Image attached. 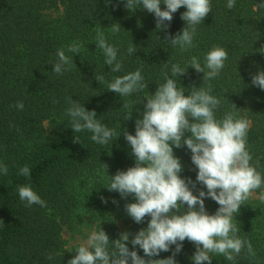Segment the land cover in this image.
Returning a JSON list of instances; mask_svg holds the SVG:
<instances>
[{"label":"trees","instance_id":"1","mask_svg":"<svg viewBox=\"0 0 264 264\" xmlns=\"http://www.w3.org/2000/svg\"><path fill=\"white\" fill-rule=\"evenodd\" d=\"M125 3L126 0H111L108 4L105 0H0V164L8 167V175L0 174V264H67L76 250L65 247L62 229L79 214L98 220L97 231L101 227L109 236L110 250L111 242L127 232L130 251L144 256L142 249L133 248L130 241L147 227L150 217L135 223L125 211V205L135 202L134 198H121L118 192L105 187L110 176L135 165L122 130L135 134V120L142 118L146 97L164 83L162 67L166 62L169 69L173 63L185 67L196 56L203 65L204 55L213 47L228 52L224 69L209 82L211 94L221 100L216 117L220 119L234 111L250 121V163L264 177V90L251 83L252 76L264 70V8L258 6L264 0H236L230 10L226 8L227 0H210L212 9L197 26L195 47L186 52L173 49L166 41L186 26L181 19L184 7L173 14L167 29L158 30L154 14L142 8L131 12ZM161 8L166 6L162 3ZM50 11L58 14L50 15ZM116 23L121 28L113 35L111 27ZM98 30L119 49L121 72L113 73L105 65L103 53L95 45ZM74 41L83 47L80 54L73 56L71 71L54 73L57 50L66 51ZM133 44L136 52L129 56L127 49ZM138 68L148 88L122 99L108 91L106 83L95 79L102 75L110 82ZM202 78L203 73L189 67L176 80L188 95L193 86L207 87ZM69 98L95 111L96 119L121 131L120 136L114 142L98 145L90 139L92 133L73 132L66 114ZM20 101L24 104L22 111L14 107ZM123 103L129 107H123ZM130 111L131 119L124 120ZM46 121L52 124L50 131L46 130ZM174 155L183 166L181 177L196 182L197 169L191 162L190 150L186 146L174 147ZM25 165L30 168V177L18 175ZM21 185H31L46 201V207H26L17 191ZM199 190L206 191L196 182L193 193L198 195ZM255 192L264 195V188ZM218 207L215 201L205 198L208 214H215ZM118 217L128 227L120 228L116 224ZM233 223L240 229L237 236L252 243L256 256L251 258L243 250L232 261L222 255L213 256L212 264H264V207L245 202L234 214ZM174 249L173 245L153 259L168 258ZM195 251V245L185 240L175 257L177 264H194L191 257ZM49 254H53L52 260Z\"/></svg>","mask_w":264,"mask_h":264},{"label":"clouds","instance_id":"2","mask_svg":"<svg viewBox=\"0 0 264 264\" xmlns=\"http://www.w3.org/2000/svg\"><path fill=\"white\" fill-rule=\"evenodd\" d=\"M110 2L105 0L106 4ZM162 3L166 6L164 10ZM235 5L236 0H227L226 8L230 10ZM124 6L131 12L142 8L154 14L158 30L167 29L173 14L184 7L186 11L181 14V19L186 26L175 36L166 38L173 49L179 48L181 52L195 47L197 26L203 23L212 9L210 0H126ZM258 6L264 8V3ZM120 28L118 23L113 24L112 34H117ZM95 45L102 51L104 63L110 66V71L121 72L123 63L118 59L119 49L108 43L103 31L96 32ZM82 47L78 41L68 45L66 51L71 55L66 54L63 48L58 49L52 71L58 75L71 71L73 56L80 54ZM135 52L134 44L130 45L127 54L131 56ZM203 59L202 65L198 57L192 56L185 67L173 63L170 69L168 62L164 63V83L157 85L155 93L146 97L142 118L135 120V134L122 130L135 165L126 171H118L114 176L109 175L105 188L118 192L121 198H134L135 202L125 205V211L135 223L141 224L150 217L147 227L135 233L130 241L133 248L138 246L142 249L144 256L136 250L130 251L126 243L130 238L127 232L111 242L110 250L109 236L100 227L89 234L87 241L77 248L67 264H177L175 257L181 252L185 240L195 245L196 251L191 257L194 264H212L216 255L232 261L243 250L251 258L256 256L252 243L237 236L240 229L233 223L234 214L239 212L241 205L255 190L264 188V177L250 163L253 159L247 148L250 121L238 117L234 111H228L217 119L216 111L221 100L211 94L209 82L224 69L228 52L222 47H213ZM189 67L203 73L202 80L207 87L193 86L185 95L184 87L178 85L176 77L186 74ZM95 79L106 83L108 91L121 99L148 88L140 68L110 82H106L102 75H96ZM251 83L264 90V70L253 75ZM68 104L66 114L70 117L73 132L92 133L90 139L98 145L114 142L120 136L121 131L118 133L96 119L95 111L86 110L72 98ZM122 106L129 107L125 103ZM14 107L22 111L24 104L20 101ZM131 117L132 111L127 112L124 120ZM74 142L78 140L74 138ZM185 146L190 150L191 162L197 169L196 182L206 189L199 190L198 195L193 193L196 182L181 177L183 166L174 155V147L180 149ZM0 174L8 175L6 165L0 164ZM18 175L30 177L29 166L20 168ZM17 191L26 207H46V201L31 185L18 186ZM205 198L219 205L215 214H208ZM103 202L107 203V200L103 199ZM173 245L175 249L171 256L153 259L161 252H168ZM48 259L52 260L53 254H49Z\"/></svg>","mask_w":264,"mask_h":264},{"label":"rangeland","instance_id":"3","mask_svg":"<svg viewBox=\"0 0 264 264\" xmlns=\"http://www.w3.org/2000/svg\"><path fill=\"white\" fill-rule=\"evenodd\" d=\"M58 11H50V15H56ZM45 127L47 131H50L52 128V124L49 121L45 122ZM263 194L256 193L255 191L246 202H251L256 206L264 207V199H261ZM116 224L120 228L128 227V223H126L121 217L117 218ZM98 220L96 218H92L86 216L85 214H79L73 220L70 225H66L62 229V236L65 241V247L68 250H77V248L84 244L89 234L92 231H97Z\"/></svg>","mask_w":264,"mask_h":264}]
</instances>
